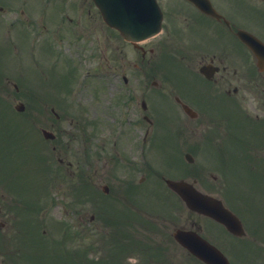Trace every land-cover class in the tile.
Returning <instances> with one entry per match:
<instances>
[{
  "label": "flooded vegetation",
  "instance_id": "1",
  "mask_svg": "<svg viewBox=\"0 0 264 264\" xmlns=\"http://www.w3.org/2000/svg\"><path fill=\"white\" fill-rule=\"evenodd\" d=\"M90 0H25L24 4L16 9L10 2L11 6L6 7L7 12L15 13L20 16L17 28L21 29V33L27 36L34 35L37 39L41 40L36 49L30 47V59H38L41 61V66L34 69L31 68V75L29 78L33 79L34 75H40L42 80V94L41 99L35 98L33 83L29 86H21L13 83L14 89H0V94L6 97L7 101L22 102L28 112L38 111L42 113L43 124L46 126L62 129L65 121L61 119V115L55 114L58 120H49L50 113L53 110H59L61 113L67 108L69 104L63 99L62 94L66 92L70 96L75 87L77 72L83 58L88 62L89 66H93V75L100 71L99 77L106 80L107 85L111 87L115 79L114 65V50H113V37L115 35L113 28L108 27L100 17L97 8ZM188 4H181L182 6H191L196 9L198 13H187L183 10L180 15L171 13V7L177 6L180 2ZM162 4V2H161ZM235 4L232 0H221L220 5L217 3L218 12L222 15L219 19L213 18L200 12L188 0H165L161 5L163 9V30L157 35L155 41V48L160 49L162 46L177 49V53L182 57L183 50L181 46L185 43L183 37L185 34L178 28L176 23H185L188 20L198 21L193 16H199L208 30L205 32L207 35H200L193 38L195 42H190L191 51L188 52V57L185 59V67L188 72L186 80L191 85H194L196 90H184V88L177 85L173 86L170 90L158 88L154 90L158 96L169 97L172 104V111H177L180 108L183 110L182 103L188 104L195 113V120H158L154 115V111L147 109L142 113L141 121L133 123V129L150 128L156 129L160 132L161 129H181V133H190L195 135L199 129H202V135L207 141H212L215 144H222L224 146V137H221L222 128L219 125L218 119L214 118L215 112H223L222 103L228 100L240 104L243 92H247L250 96L258 93L264 99V73L252 72L247 73L244 78L240 72V66H248L249 68H256V61L248 48L240 42L236 32L238 29L251 30L250 25L247 23L245 17L241 16L236 10L231 8ZM192 8V11H193ZM177 18L174 20V16ZM176 22V23H175ZM211 24V25H207ZM18 34V31H17ZM17 36V35H16ZM12 41V46L15 44ZM143 45L141 50H133V58H125L121 64L131 67L137 71L138 77L145 78L148 71H158L160 61L154 57L153 51L155 48ZM132 46V45H131ZM133 47V46H132ZM1 49V47H0ZM134 49V48H133ZM130 52V47H128ZM159 54V53H158ZM131 59H136V62H131ZM154 59V60H153ZM206 65V73L208 77L200 72V67ZM122 68V67H120ZM137 68V70H136ZM93 77V76H92ZM198 83H192V80ZM244 79V83L241 82ZM32 82V80H31ZM100 86V85H99ZM188 86V85H187ZM190 87V86H188ZM94 92L97 94L98 87L93 84ZM147 90H143L140 94V99L135 95L132 103L144 99ZM184 92L188 93L184 95ZM129 97L131 95H128ZM8 98V99H7ZM131 100V99H130ZM26 102V103H25ZM120 102L124 103V99L117 98L113 101V97L107 98L106 112L107 118L112 122L115 119L114 107H118ZM14 104V103H13ZM15 105V104H14ZM23 105V106H24ZM24 108V107H23ZM253 108L259 111V115H255V123L253 124L257 130V136L264 134V101L258 100ZM151 115H153L151 117ZM187 115V114H186ZM189 116V115H188ZM148 118L149 120H147ZM199 118V119H198ZM249 114L246 112L243 119L239 121V136L238 132L235 133V144L248 145L243 150L236 148V155L239 160H245L250 157L251 150H255L253 160L261 162L264 165V136L258 141L253 138H243L240 135L241 128L248 129L249 125H243L242 121L248 119ZM223 119L221 118V121ZM106 121V124H110ZM69 126V124H67ZM33 124L31 125V127ZM105 129V132L112 133V129ZM145 131V129H144ZM177 132V131H176ZM95 143L101 139L97 135L93 136ZM189 138V136L184 139ZM137 137H126V148L132 155L136 154L137 150ZM156 138L152 139L151 147L155 146ZM257 144V146H252ZM97 146V144H96ZM227 143L224 146V150ZM101 153L105 151V147L101 146ZM17 147L13 138L7 139L6 137L0 139V160L16 155ZM109 161L108 166L103 174L108 178V188L116 187L117 190L122 186H127L133 190L130 197L125 200L128 207H136L135 202L141 197V190L133 179L131 178L134 168L128 164V167L117 168L119 161L128 159L127 154L123 151L120 153L118 148L110 154L107 150L102 153ZM94 161L100 157L98 151L92 153ZM126 158V159H125ZM116 160V163H115ZM2 171L0 163V172ZM261 170L260 172H262ZM115 172L121 175H129V177L122 181L117 178ZM96 175V174H95ZM94 175V176H95ZM259 176H262L261 174ZM102 176L96 179V182H101ZM137 188V189H136ZM252 193V191H251ZM253 194V193H252ZM253 196V195H252ZM118 198V197H117ZM117 200V199H114ZM234 201L237 206L232 209L239 217L240 222L246 233V238L237 236V233L227 231L225 226L209 216H202L194 211H189L187 217L189 219V228L206 237L209 241L215 244L220 251L227 257L233 264H252L253 257L255 256L254 243L257 241V236L249 228L251 226L250 219L247 218V207L244 204L245 200L240 195H235ZM115 201L109 205V211L98 208L99 214H104L110 218V224H118L119 216L122 214L123 206L121 204L115 205ZM1 211V208H0ZM116 214V215H115ZM10 219H12L10 217ZM186 227V226H184ZM187 228V227H186ZM239 230V226H238ZM16 233V227L10 225L2 220L0 217V238L3 236L9 241H13V236ZM160 235V234H159ZM167 235V234H166ZM165 236V235H164ZM177 248V245H174ZM154 251H160L161 245L154 246ZM187 264H206L199 260L196 256L186 251ZM169 258V257H168ZM172 264H177L173 263Z\"/></svg>",
  "mask_w": 264,
  "mask_h": 264
},
{
  "label": "rangeland",
  "instance_id": "2",
  "mask_svg": "<svg viewBox=\"0 0 264 264\" xmlns=\"http://www.w3.org/2000/svg\"><path fill=\"white\" fill-rule=\"evenodd\" d=\"M180 7H183L182 5ZM4 31V28L0 25V33H2ZM1 42V41H0ZM0 45H2L0 43ZM24 56V55H23ZM25 58V57H24ZM2 61H7L9 63H5L8 67L11 65L12 62H14L15 60V56L14 54H9V56L7 55V57L4 54H1V59ZM163 79V78H162ZM0 85H2L0 83ZM1 87V86H0ZM86 91H84L83 93L81 92L80 94V102L83 104L81 107H79V109L74 108L71 110V113L69 115V117H73L75 118L76 115L78 114V118H76L78 120V123L80 125V123H82L83 126V118L86 117L87 118V122H92L93 120V116L95 114V110L93 108L92 103H89V100L91 98V101L94 100L92 98V96H90L89 93H85ZM245 95L247 97H245V99L248 100H252L251 98H249V96L245 93ZM96 101V100H95ZM246 106L251 107L250 104H247ZM68 112V111H67ZM68 117V118H69ZM15 136V135H14ZM18 137V136H17ZM257 140V139H256ZM202 159L201 156L199 158H197L196 161H194L192 164H190V168L193 169V171L197 174H204L203 169H202ZM196 170H199V172H196ZM229 176L231 177V175L229 174ZM246 178V174L245 173H241L240 174H232V177L229 178L226 174V176H221L220 177V185L221 187H227V192L230 196H233L235 193L232 192L233 189V179L235 184L240 188V190H245L244 193L247 190L246 185H243L242 182V177ZM202 178L204 179L205 176H202ZM60 180V181H59ZM55 184L57 186V188H53L51 190V188L49 189V196L52 197L53 202H51L49 204L48 207V214H46V221L44 223V227L47 230V236L49 237V246L52 247L53 244L59 241L58 245L54 250V253H56L58 251V249L61 247L63 251H65L67 254H70L72 256L75 255V257L73 259L77 258V251L78 248L80 246H89V244H92L93 239L95 238V233L96 230L91 229L92 225H89L87 222L85 223V226H83L82 231L80 232V236H78L77 234L74 233H68V234H72L74 235V237L72 235H63V230L59 228L60 226V221L63 222V220H66L68 222H71V220H73L74 218V209L72 207H68L67 204H69V202L71 203L72 201L70 200V196L67 193V183L65 182L64 179H56ZM202 183L200 182L199 186H201ZM238 188V189H239ZM43 190V189H42ZM62 192H61V191ZM239 190V191H240ZM241 192V191H240ZM39 193H44V192H40L39 189ZM243 193V194H244ZM249 193V192H248ZM36 195V194H35ZM83 210L86 213L87 218L89 217L90 213L92 212V208L91 206H83ZM82 210V211H83ZM88 228V229H87ZM74 229V227H73ZM65 242H62V241ZM85 246V247H86ZM102 244L98 245L99 250L97 251H89L92 256H101L102 254L107 255V251L102 247ZM172 254H174V251H171ZM108 257V256H107ZM177 258H182L181 254L177 255ZM34 262H36L35 259H33ZM68 261H65L63 264H67ZM15 264H28L27 260H24V258H18L17 262Z\"/></svg>",
  "mask_w": 264,
  "mask_h": 264
},
{
  "label": "water",
  "instance_id": "3",
  "mask_svg": "<svg viewBox=\"0 0 264 264\" xmlns=\"http://www.w3.org/2000/svg\"><path fill=\"white\" fill-rule=\"evenodd\" d=\"M96 1L102 9L105 19L119 28L122 34L129 39L145 37L157 28L160 14L154 0ZM174 184L175 187L182 185L180 183ZM180 190L188 201L192 200L184 188L181 187ZM196 199L198 201L202 198L198 196Z\"/></svg>",
  "mask_w": 264,
  "mask_h": 264
}]
</instances>
